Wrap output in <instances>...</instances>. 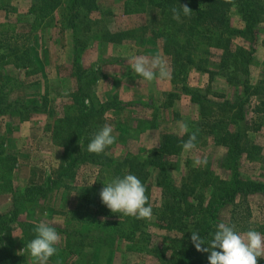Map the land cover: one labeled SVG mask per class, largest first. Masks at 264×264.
Returning a JSON list of instances; mask_svg holds the SVG:
<instances>
[{"label":"trees","instance_id":"1","mask_svg":"<svg viewBox=\"0 0 264 264\" xmlns=\"http://www.w3.org/2000/svg\"><path fill=\"white\" fill-rule=\"evenodd\" d=\"M11 1L0 0V9L11 11ZM26 1L27 13L32 17V32H44L46 29L58 27L60 38L67 35L72 38V76L75 77L78 87L71 90L68 103L66 102L60 110L61 116H56L51 125L52 141L63 147L65 162L57 180L50 183L59 186L65 180L73 181L74 171L86 164L98 167V183L105 180L106 184L113 177L134 174L145 185L155 221L165 233L161 244L152 245L150 235L143 230V219L112 213L100 205L93 206L86 195L69 212L70 219L79 227L78 232H74L75 236L84 240L76 241L74 245L68 241L65 248L76 251L84 246L87 239L88 243H99L110 248L112 243L121 240L126 243L129 252H132L131 249L139 254L149 251L165 264H208L209 253L196 251L191 240L192 232H198L207 243L212 239L216 225L220 223V209L227 204L236 207L239 201L247 202L251 196L264 197V181L242 179L239 175L242 161H253L252 155L258 150V146H253L250 142L248 131L252 126L255 130L260 128V115L264 111V102L260 99L264 95V78L255 82L251 73L254 46L252 44L264 16V0H232L231 3L225 0H123L122 13L125 16L145 13L148 8L157 14L158 19L152 25L151 35L153 40H159L161 43V53L167 59L172 84L182 79L181 75L186 76L194 67L208 75V88H211L219 76L226 84L237 89L234 100L227 101L223 92H213L207 96L206 93L201 94L186 88L191 102L198 106L199 119L205 134L215 145L226 149L220 167L230 174L226 180L210 169L192 168L186 161L187 172L179 186L175 185L168 172L173 168L170 158L182 152L181 145L188 139V134L173 136L159 149L144 157L125 153L120 158H114L106 154L110 150L109 147L99 155L87 151L88 143L103 126L102 118L106 108L115 106L109 104L107 107L99 101L94 104L92 100L85 104L84 99L88 95L80 84L84 78L92 75V71L79 65V52L87 46L82 37L87 34L96 41L95 43L103 41L120 48L123 39L133 37L134 30L103 28L101 22L107 19L102 16L97 0ZM180 4H186L192 13L190 16L181 14L180 20L177 21L173 19L171 9H179ZM233 6L238 9L243 21L241 29L233 28L230 24L229 13ZM0 36V64H5L8 58L14 69H23L32 75L34 61L28 56L27 50L24 49L20 54L18 46L15 49L8 46L11 35L1 33ZM237 36L250 37L251 45L248 51L243 47L233 48ZM60 48L64 50L66 45L65 48L63 45ZM198 52H201L203 57L197 59ZM234 67L237 69H232ZM232 70L236 72L235 76L230 73ZM254 99H258L253 110L257 115L256 119H259L258 122H252L246 115V108ZM25 113L28 115L33 112L24 102H8L3 106L0 103V117H22ZM3 145L4 139H0V193L12 194V206L10 212L0 214V234L11 232L10 224L16 222L26 206L33 204L36 198L44 193L43 188L39 186L27 188L22 192L13 189L12 171L15 159L4 153ZM152 172L156 175L152 176ZM151 179L154 180L158 191L155 196L150 194ZM35 226L19 224L24 245L34 238ZM54 227L58 233H66L65 236L71 234ZM94 233L96 235H93ZM3 244L0 239V264H20L22 256L14 253L11 241L8 239L6 247ZM58 252L57 245V254ZM257 264H264V258H257Z\"/></svg>","mask_w":264,"mask_h":264},{"label":"rangeland","instance_id":"2","mask_svg":"<svg viewBox=\"0 0 264 264\" xmlns=\"http://www.w3.org/2000/svg\"><path fill=\"white\" fill-rule=\"evenodd\" d=\"M97 3L102 16L107 19L101 22L103 28L134 30L133 37L123 39L120 48L103 41L95 43L96 41L87 34L82 37L87 46L79 52V65L92 71V75L84 78L80 84L89 97L84 99L85 104L92 100L94 104L99 101L107 107L109 104L115 106L106 108L102 118L103 125L109 124L113 127L115 137V142L109 146L110 150L106 154L114 158H120L125 153L144 157L159 149L173 136L195 132L196 147L191 152L182 150L179 155L170 158L173 168L168 172L173 182L176 186L182 183L187 172L186 161L192 168L210 169L227 180L230 172L220 167L226 149L215 145L205 134L199 119L198 106L191 102L186 88L206 95L223 92L227 101H232L237 91L235 86L226 84L223 78L218 76L211 88H208V75L194 67L186 76L181 75L182 79L175 84H172L171 78L144 81L132 71V57L144 56L151 59L159 55L168 65L166 57L161 53L160 41L153 40L151 35L152 25L158 19L157 14L148 8L145 13L125 16L122 13L123 0H97ZM10 4L13 8L11 11L0 9V34L11 35L8 46L13 49L18 46L20 54L24 49L27 50L28 56L34 61V73L29 75L26 70L14 69L8 58L5 64H0V103L3 106L8 102H24L31 107L33 113H25L22 117H0V139H4V153L15 159L12 171L13 189L22 192L27 188L39 186L43 188L44 193H41L33 204H27L17 221L10 224L11 232L0 234L1 242L6 247L8 239L11 241L14 253L22 256L20 264H35L27 251L20 252L26 245L23 244L19 224L37 225L43 221L71 233L67 236L66 233H59V252L50 258L48 264H165L149 251L139 254L131 249L132 252H129L126 243L121 240L112 243L110 248L99 243H88V239L84 246L76 251L65 248L68 241L74 245L76 241L84 240L75 236L74 232H78L79 227L69 217V212L84 196H88L93 206L107 208L99 196L105 180L98 183V167L86 164L74 171L73 181L65 180L59 186L50 183L57 180L65 162L63 147L52 141L51 125L56 116H61L60 110L66 102L68 103L71 90L78 87L75 77L72 76V38L71 35L60 38L58 27L46 29L44 32H32V17L27 13V1L12 0ZM229 17L233 28H243L244 24L236 7H232ZM256 33L251 55V73L255 82L264 78V16ZM61 45L64 48L66 45V48L61 50ZM250 45L249 36H237L233 42V48L243 47L245 51L249 50ZM200 56L203 57L201 52H198L197 59ZM234 70L230 72L232 76H235ZM237 73L239 74V71ZM260 99L264 102V95ZM256 101L258 99H254L246 108L247 118L252 122L259 120L253 112ZM260 116V128L255 130L252 126L248 131L250 142L253 146H258V150L252 155L253 161L246 159L240 164L239 175L242 179L264 181V111ZM184 124L188 126V133L181 131ZM196 158L206 159L207 163L194 167ZM153 175L156 174L152 172ZM150 185V194L155 196L158 191L154 180L151 179ZM11 202L12 194L0 193V214L10 212ZM218 221L234 224L239 233L253 228L264 238V197L251 196L247 202L239 201L236 207L232 204L225 205L219 211ZM144 224L146 228L143 227V230L150 235L151 244H161L165 233L156 223L154 216L144 220Z\"/></svg>","mask_w":264,"mask_h":264},{"label":"clouds","instance_id":"3","mask_svg":"<svg viewBox=\"0 0 264 264\" xmlns=\"http://www.w3.org/2000/svg\"><path fill=\"white\" fill-rule=\"evenodd\" d=\"M231 3L232 0H225ZM173 19L180 20L181 14L190 16L192 10L186 5L172 8ZM132 71L146 82L165 80L170 78V71L165 61L159 56L148 59L144 56L132 57ZM181 131L188 133V126L184 124ZM196 133L189 135L181 147L184 152H191L195 147ZM115 142L113 127L104 124L94 134L87 145V151L101 154ZM81 148L83 145H80ZM206 159L196 158L194 167L206 164ZM146 187L134 174L113 177L103 185L99 192L100 200L112 213H121L124 216L148 220L153 215L152 205L146 195ZM35 236L20 252L27 251L34 259L35 264H48L51 257L57 254V245L60 235L55 227L41 221L33 229ZM14 236V235H13ZM191 240L196 251L209 253L208 264H257V258H264V238L261 233L249 228L244 233L236 231L234 224L220 222L212 234V239L207 243L198 232H192Z\"/></svg>","mask_w":264,"mask_h":264}]
</instances>
